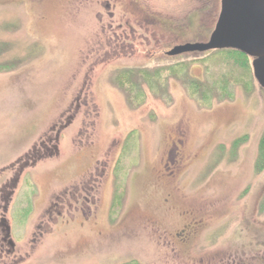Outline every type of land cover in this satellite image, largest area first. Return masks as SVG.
I'll list each match as a JSON object with an SVG mask.
<instances>
[{
	"label": "rangeland",
	"instance_id": "rangeland-1",
	"mask_svg": "<svg viewBox=\"0 0 264 264\" xmlns=\"http://www.w3.org/2000/svg\"><path fill=\"white\" fill-rule=\"evenodd\" d=\"M218 2L0 0V169L38 146L81 89L94 128L79 136L77 116L58 158L25 170L14 229L28 236L19 223L38 220L51 188L96 162L107 173L83 229L45 237L26 264H264V90L247 59L240 83L221 52L162 57L204 42ZM123 31L137 52L103 58Z\"/></svg>",
	"mask_w": 264,
	"mask_h": 264
},
{
	"label": "flooded vegetation",
	"instance_id": "flooded-vegetation-1",
	"mask_svg": "<svg viewBox=\"0 0 264 264\" xmlns=\"http://www.w3.org/2000/svg\"><path fill=\"white\" fill-rule=\"evenodd\" d=\"M222 3V0H219L215 21L204 42L174 45L163 51L162 57L218 53L224 50L236 51L246 57L253 79L264 90V0H227L224 6ZM106 9L109 10V7L106 6ZM250 15H252L253 23L249 18ZM113 17L114 15L110 14V18ZM97 18L100 19V15ZM111 26L109 24L108 28ZM252 26L258 27L260 31L253 33ZM136 39L137 36L133 33L127 34L123 31L116 35L114 32L105 43L107 51L103 58L119 59L125 57L127 53L134 55L137 51L132 42ZM252 39L258 46L256 47L259 54L257 56H249L237 46L245 41L251 42ZM155 56L157 54L153 57ZM88 104V96L81 89L68 109L64 108L57 123L49 128V133L40 137L38 146H33L31 151L28 150L22 157L0 169V264H26L34 255L35 249L43 244L45 237H53L58 231L61 233L65 227L72 225L83 229L90 220L94 212L93 207L96 208L97 205L96 193L98 195L101 183L107 176L106 166L100 167V162H96L92 168L88 167L71 184L62 186L59 184V187H53L46 192L38 220L28 228L27 226L20 228L23 222L19 223L18 229H26L28 236L19 233L13 227L18 223L16 221L17 223L13 224L15 214H13V204L25 170L35 167L43 159L58 158L60 134L73 125L77 116H84L81 122L82 127L78 129L79 136L85 134L87 141L94 137V128L89 129L84 123V119L89 117ZM10 172L11 177L3 179V175ZM21 196L25 198L26 194ZM36 198L38 200L39 197Z\"/></svg>",
	"mask_w": 264,
	"mask_h": 264
},
{
	"label": "trees",
	"instance_id": "trees-1",
	"mask_svg": "<svg viewBox=\"0 0 264 264\" xmlns=\"http://www.w3.org/2000/svg\"><path fill=\"white\" fill-rule=\"evenodd\" d=\"M222 56H227L225 57V59L227 58V67L230 68V70L233 72V68L235 69H240V71L242 72V74L244 75L243 77H240L239 82L242 83V79H247L248 77V62L246 60V57H244L241 53H238L236 51H222ZM226 66V65H224ZM140 74H144L143 72H141ZM225 76V77H224ZM223 77L224 79H226L227 77V81H225V85H223V87L225 88L227 82L229 83V81L233 80V76L229 75V74H225ZM150 80V79H149ZM241 80V81H240ZM220 85H216V87H219ZM222 87V86H221ZM258 159H257V164H256V168L258 170H260L261 168L264 167V135L261 138V142L259 144V148H258ZM126 169L127 166H125V164L119 169L120 170V174H119V188L121 189L122 184H121V180H123V177L125 176L126 173Z\"/></svg>",
	"mask_w": 264,
	"mask_h": 264
},
{
	"label": "water",
	"instance_id": "water-1",
	"mask_svg": "<svg viewBox=\"0 0 264 264\" xmlns=\"http://www.w3.org/2000/svg\"><path fill=\"white\" fill-rule=\"evenodd\" d=\"M227 0H222V5L224 6V3L226 2ZM249 18L251 19V23H253V18H252V15H250L249 16ZM255 25H256V23H255ZM252 31H253V33H255L256 31H260V29L258 28V27H256V26H252ZM254 39H252V41L251 42H247V41H245V42H243V43H241L240 45H237V46H239L238 48L242 51V52H244L245 54H247V55H249V56H257V55H259L258 54V52H257V48H258V46H256L255 44H254ZM257 47V48H256ZM183 48H186V47H183ZM194 48V47H193ZM190 49H192V48H190ZM204 49V48H203ZM199 50V49H198Z\"/></svg>",
	"mask_w": 264,
	"mask_h": 264
}]
</instances>
